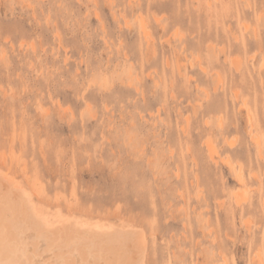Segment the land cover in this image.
Listing matches in <instances>:
<instances>
[{
	"label": "rangeland",
	"instance_id": "rangeland-1",
	"mask_svg": "<svg viewBox=\"0 0 264 264\" xmlns=\"http://www.w3.org/2000/svg\"><path fill=\"white\" fill-rule=\"evenodd\" d=\"M0 164L147 264H264V0H0Z\"/></svg>",
	"mask_w": 264,
	"mask_h": 264
},
{
	"label": "bare ground",
	"instance_id": "bare-ground-1",
	"mask_svg": "<svg viewBox=\"0 0 264 264\" xmlns=\"http://www.w3.org/2000/svg\"><path fill=\"white\" fill-rule=\"evenodd\" d=\"M207 146L213 158L211 145ZM20 182L0 164V264H147L143 224L135 222L142 229L132 221L125 223L131 226L120 222L117 226L108 218L107 223L102 217H83L82 210L77 214L73 207L62 211L57 202L53 209L41 206L40 200L34 199L41 191L32 195L38 186L30 192L31 184L26 181L27 189Z\"/></svg>",
	"mask_w": 264,
	"mask_h": 264
}]
</instances>
